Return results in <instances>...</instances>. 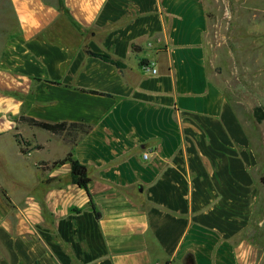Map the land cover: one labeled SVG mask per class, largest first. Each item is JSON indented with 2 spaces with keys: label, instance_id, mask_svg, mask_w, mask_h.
<instances>
[{
  "label": "crops",
  "instance_id": "crops-1",
  "mask_svg": "<svg viewBox=\"0 0 264 264\" xmlns=\"http://www.w3.org/2000/svg\"><path fill=\"white\" fill-rule=\"evenodd\" d=\"M11 3L18 29L0 52V263L264 264L258 159L208 49L213 0ZM148 61L157 73L143 70ZM24 118L92 128L56 133ZM71 146L88 189L69 162L52 165Z\"/></svg>",
  "mask_w": 264,
  "mask_h": 264
},
{
  "label": "rangeland",
  "instance_id": "rangeland-1",
  "mask_svg": "<svg viewBox=\"0 0 264 264\" xmlns=\"http://www.w3.org/2000/svg\"><path fill=\"white\" fill-rule=\"evenodd\" d=\"M17 29L11 0H0V52ZM207 37L214 77L243 124L258 159L254 171L260 178L255 221L262 218L264 208V117L259 121L254 113L257 107L264 113V0H213L212 27ZM56 149L60 153L61 145ZM259 236L264 240V226Z\"/></svg>",
  "mask_w": 264,
  "mask_h": 264
},
{
  "label": "trees",
  "instance_id": "trees-1",
  "mask_svg": "<svg viewBox=\"0 0 264 264\" xmlns=\"http://www.w3.org/2000/svg\"><path fill=\"white\" fill-rule=\"evenodd\" d=\"M91 54L94 56L100 57L101 59H104L106 61L112 62L115 65H117L118 67L124 66V63L122 61L115 60V59L111 58L110 55L107 53L91 52ZM254 113H255L257 120L260 121L263 119L264 113L260 107L255 108ZM24 119L30 124L41 126L43 128H46V129L51 130V131L56 132V133H62L68 129H69L68 131L77 129V131H78L77 134L79 135V134L88 133L90 131V129L92 128V126L90 124H86V123H67V122L47 123V122L35 120L33 118H24ZM75 139L70 140V143L73 144L74 141H76ZM66 162H69L71 164L72 181L75 184L79 185L80 187L88 189V184L91 180V178L89 176L88 168L86 165L79 162V160L77 158H75L74 153H73V146H71V149L69 150V152L67 153V155L63 159H60V160L53 162L52 165L53 166L61 165V164H64ZM89 196L91 197L90 193H89ZM90 202H91V206H92L96 216L100 217L101 212L98 210L97 205L93 201L92 197H91Z\"/></svg>",
  "mask_w": 264,
  "mask_h": 264
},
{
  "label": "built area",
  "instance_id": "built-area-1",
  "mask_svg": "<svg viewBox=\"0 0 264 264\" xmlns=\"http://www.w3.org/2000/svg\"><path fill=\"white\" fill-rule=\"evenodd\" d=\"M142 68L146 72H149V73H157V67L155 66V63L154 62L148 61L147 63L142 64ZM150 153L151 152H145L144 155H143L144 158L145 159H148L149 156H150Z\"/></svg>",
  "mask_w": 264,
  "mask_h": 264
}]
</instances>
